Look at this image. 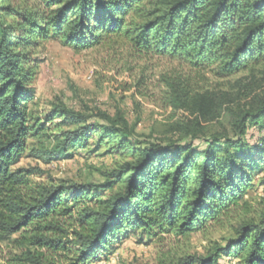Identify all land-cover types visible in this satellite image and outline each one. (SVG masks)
I'll use <instances>...</instances> for the list:
<instances>
[{
  "label": "trees",
  "instance_id": "1",
  "mask_svg": "<svg viewBox=\"0 0 264 264\" xmlns=\"http://www.w3.org/2000/svg\"><path fill=\"white\" fill-rule=\"evenodd\" d=\"M111 36L125 38L138 54L181 58L225 77L264 59V0H0V239L24 248L7 264H83L135 229L148 237L204 230L228 217L253 176L263 175L264 136L256 142L214 137L201 148L192 138L135 142L124 118L105 113L92 122L56 106L43 122L34 118L28 102L35 95L36 41L58 38L81 48ZM168 85L172 105L218 116L213 95L199 98L187 85ZM55 115L64 119L56 125H81L58 133L57 154L42 150L46 159L68 157L95 135L97 145L107 139L129 160L99 185L35 186L33 168L11 166L27 137H47ZM259 123L264 87L231 120L240 137ZM224 254L237 264H264V216L243 220L223 246L171 264H228Z\"/></svg>",
  "mask_w": 264,
  "mask_h": 264
},
{
  "label": "rangeland",
  "instance_id": "2",
  "mask_svg": "<svg viewBox=\"0 0 264 264\" xmlns=\"http://www.w3.org/2000/svg\"><path fill=\"white\" fill-rule=\"evenodd\" d=\"M31 55L35 59L32 82L35 95L28 107L41 122L56 106H64L90 115L92 122H102L98 113L124 118L135 142H181L192 138L196 146L203 148L214 137L221 142L226 138L256 142L264 136L263 123L249 125L241 137L234 134L231 126L233 114L264 87V59L232 75L219 77L211 68L194 67L181 58L138 54L125 38L115 36L102 37L99 43L81 48L58 38L38 39ZM168 83L187 85L197 96L213 95L218 116L205 117L193 106L172 105L167 101L172 93ZM52 120V124L47 123L50 125L47 137H27V148L11 166L33 168L30 179L35 186L99 185L109 178V172L129 160L123 151L108 144L107 139L97 145L95 135L89 138L86 148L70 149L68 157L46 159L44 151L57 154L54 146L58 133L81 125L70 122L56 125L64 120L59 115ZM251 183L240 205L221 223L188 235L162 232L148 237L141 229H135L83 264H171L187 255H205L216 245L223 246L236 238L243 220L258 221L264 216V163L263 175L253 176ZM98 192L104 197L108 194ZM23 249L11 239H0V264H7ZM223 258L228 264L238 263L236 257L224 254Z\"/></svg>",
  "mask_w": 264,
  "mask_h": 264
}]
</instances>
